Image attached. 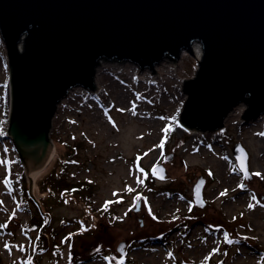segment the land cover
<instances>
[{"label":"rangeland","instance_id":"374dc122","mask_svg":"<svg viewBox=\"0 0 264 264\" xmlns=\"http://www.w3.org/2000/svg\"><path fill=\"white\" fill-rule=\"evenodd\" d=\"M200 49L194 44L179 60L166 58L172 67L161 74L102 60L96 90L73 89L58 104L50 131L55 159L34 180L40 216L8 136L12 82L0 35V264H138L140 257L143 264H264V115L245 120L243 105L219 133L180 128L184 82L196 76ZM237 143L248 153L250 180L238 166ZM60 156L73 161L69 179L91 184V202L49 200L41 187ZM159 165L163 178L155 171ZM200 178L203 207L194 200ZM34 219L46 228H36ZM192 244L198 248L185 252Z\"/></svg>","mask_w":264,"mask_h":264},{"label":"water","instance_id":"95a60500","mask_svg":"<svg viewBox=\"0 0 264 264\" xmlns=\"http://www.w3.org/2000/svg\"><path fill=\"white\" fill-rule=\"evenodd\" d=\"M0 35L12 82L8 136L27 174L49 163L58 104L76 88L93 93L102 60L154 69L199 43L203 57L184 82L182 123L217 131L241 103L248 105L245 120L264 115V0H0ZM233 150L244 174L245 158L250 180L246 149L237 143ZM155 171L165 176L162 165ZM204 182L194 188L200 207Z\"/></svg>","mask_w":264,"mask_h":264},{"label":"trees","instance_id":"16d2710c","mask_svg":"<svg viewBox=\"0 0 264 264\" xmlns=\"http://www.w3.org/2000/svg\"><path fill=\"white\" fill-rule=\"evenodd\" d=\"M74 152L77 153V147L74 149ZM65 156V155H64ZM70 157V156H69ZM65 157H59V164L57 166H53L51 173L47 176L46 181H43L42 187L43 190H47L49 193V200L55 203H62V199L64 197L72 196V198H79L83 200L86 204L87 202H91L92 200V186L89 183L85 182H77L72 181V179L68 178L67 168L73 163L72 159H64ZM55 163V162H54ZM57 164V163H56ZM27 195L30 198L28 192ZM33 203L37 206L40 212V216L43 215L40 206L33 200ZM104 209V207H102ZM96 211V210H95ZM98 215V214H96ZM35 220V219H34ZM36 221V220H35ZM33 225L39 230H44L46 227V223L40 225V222H34ZM41 227V228H40ZM32 229V228H31ZM44 234H47L45 230ZM44 236V235H43ZM49 237V236H48ZM60 248L54 250V254H58Z\"/></svg>","mask_w":264,"mask_h":264},{"label":"bare ground","instance_id":"6f19581e","mask_svg":"<svg viewBox=\"0 0 264 264\" xmlns=\"http://www.w3.org/2000/svg\"><path fill=\"white\" fill-rule=\"evenodd\" d=\"M197 44H199V43H197ZM201 45V44H200ZM200 51L202 52V55H201V59H199V61H201L202 60V57H203V49H202V45H201V49H200ZM166 59V58H165ZM164 59V60H165ZM161 61L159 64H156L155 66H154V69H151V70H155V72L156 73H158V74H161L162 73V69L165 67H167L168 69L169 68H171L172 66L171 65H169V66H167L165 63L167 62V61ZM171 60V59H170ZM128 62H131V61H128ZM135 64V63H134ZM198 64H199V62H198ZM138 65V64H137ZM199 66V65H198ZM136 69L138 68L137 66L135 67ZM145 70H147V69H144V71ZM95 80H96V75H95ZM11 88V87H10ZM71 92V91H70ZM69 95V94H68ZM243 105H245L246 107H247V109H248V105L245 103H241V104H239V105H237L232 111H238V112H243L244 111V108H242V106ZM231 111V112H232ZM230 112V113H231ZM229 113V114H230ZM227 118V117H226ZM181 124H180V128L182 129V130H185V128H187V127H185L184 125H183V123L182 122H180ZM221 129V128H220ZM219 129V130H220ZM219 130H217V131H215V132H218L219 133ZM56 155V154H55ZM55 159V156H54V154L52 153V155H51V157H50V160H49V163L46 165V167L44 168V169H41V170H38V171H34V172H31L30 174H27V177L29 178V179H33V181L35 180V176L38 174V173H40L42 170H45L46 168H48V167H50V165L52 164V162H53V160ZM173 197H171L170 199H172ZM198 247H196L195 246V244H192L191 245V247L189 246L187 249H184V251L185 252H189V250H191L190 252H193V251H195L196 249H197ZM208 251V250H207ZM140 257V256H139ZM194 260L195 259H193V262L191 261V262H189V264H200V263H197V262H194ZM143 262H144V260L140 257L139 258V263L138 264H143Z\"/></svg>","mask_w":264,"mask_h":264},{"label":"snow or ice","instance_id":"6c2138e0","mask_svg":"<svg viewBox=\"0 0 264 264\" xmlns=\"http://www.w3.org/2000/svg\"><path fill=\"white\" fill-rule=\"evenodd\" d=\"M120 110H121V111H124V109H120ZM108 118H109V120L115 125V121L112 120V118H111L110 116H109ZM259 135L264 136V132L259 133ZM161 143H162V142H161ZM239 159H240V161H241V163H240V167H241L242 169H244V171H245V175L247 176V175H248V171H247V166H246V164H245V158H244L243 156H241V157H239ZM2 163H4V161L0 160V164H2ZM141 171H143V169H141ZM208 171H209V175H211V174H212V173H211V170L209 169ZM255 175H256V176H260L261 173H260L259 171H257V172L255 173ZM126 187H127V186H126ZM239 187L243 188L244 185H243V184H240ZM226 192H227V189H225V190L221 193V195L226 194ZM113 194H115V192H114ZM251 199H252L253 201H256V203H260V201L257 200V197H256L254 194L252 195ZM253 206H254V205H252V204H249V205H248V207H250V208L253 207ZM149 211L151 212V209H149ZM70 235H71V234H70ZM224 235L227 237V236H228V233H225ZM4 247L7 249V248L9 247V245H8L7 243H5V244H4ZM212 251L214 252V251H216V249L213 248ZM168 255H169V256H172V253L169 252ZM105 259H109V258H108V257H105ZM205 259H206V258H205Z\"/></svg>","mask_w":264,"mask_h":264}]
</instances>
